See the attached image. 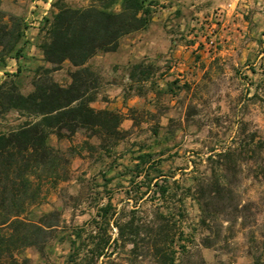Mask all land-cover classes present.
<instances>
[{
  "label": "rangeland",
  "instance_id": "rangeland-1",
  "mask_svg": "<svg viewBox=\"0 0 264 264\" xmlns=\"http://www.w3.org/2000/svg\"><path fill=\"white\" fill-rule=\"evenodd\" d=\"M52 1L0 0L3 19L14 15L25 26L24 38L17 44L22 57L12 52L5 58L0 82L13 81L22 93L31 91L44 68L51 67L38 44ZM67 1L75 6L88 3ZM156 2L148 28L124 36L117 51L98 53L88 62L100 77L95 101L100 105L102 100L114 102L121 96L115 111L124 116L125 138L105 155L83 149L81 130L71 140L51 138V145L69 159L68 178L55 184L44 182L40 203L29 207L26 217L38 220L58 210L61 223L52 232L45 258L33 248L23 250L21 256H27L31 264H79L68 256V235L94 217L97 207L108 199L117 211L136 208V214L142 215L151 208L150 191L138 198L145 189L143 176L130 184L129 168L139 152L154 153L163 173L173 175L170 180L180 187L210 173L216 162L207 157L234 149L238 171L229 178L237 210L228 208L215 215L208 231L196 225L198 206L187 200L188 225L195 227L198 243V253L189 264H253L254 257L264 251V0ZM140 62L150 71L146 79L139 71L132 74ZM72 69L64 62L49 75L67 84ZM24 119L16 110L1 113L0 131ZM251 136L255 150L246 152L243 143ZM88 141L99 143L95 137ZM129 190L132 198L128 200ZM110 231L115 236L116 228ZM205 237L209 247L199 244ZM125 252L102 258L98 264H130ZM133 255L131 264H154L143 254Z\"/></svg>",
  "mask_w": 264,
  "mask_h": 264
},
{
  "label": "trees",
  "instance_id": "trees-1",
  "mask_svg": "<svg viewBox=\"0 0 264 264\" xmlns=\"http://www.w3.org/2000/svg\"><path fill=\"white\" fill-rule=\"evenodd\" d=\"M156 4V0H88L86 5L75 6L67 0H54L53 10L43 18L38 44L43 60L51 67L44 68L27 93L13 81L0 82V114L16 110L25 117L0 131V264H31L27 256H21L28 247L45 258L52 232L60 226L58 210L44 213L38 220L26 217L29 207L40 203L44 182L55 184L68 178L69 159L50 144V134L71 140L81 130L85 136L83 149L99 151L100 155L113 152L125 138L128 130L121 127L122 113L91 106L100 77L88 62L98 53L115 52L124 36L148 28ZM3 18L0 10V65L12 52L16 58L22 57V47L17 48V44L24 38L25 28L19 17ZM64 62L73 67L67 84L49 75ZM133 68V75L139 71L148 78L150 71L143 63ZM93 137L99 140L97 145L88 141ZM253 139H245L246 152L255 150L251 147ZM234 151L228 148L213 153L207 157L216 162L210 173L180 187L175 179L170 180L173 175L163 173L154 153L139 152L129 168L130 184L143 176L141 186L145 189L138 198L150 191L151 208L142 215L136 214V208L117 211L108 199L97 207L94 217L69 233V258L79 260V264H98L100 259L125 250L124 258L130 264L131 254H143L154 264H189L198 253V243L195 227L188 225L187 200L198 206L196 225L208 231L215 215L228 208L237 210L229 178L238 171ZM137 186L140 189V184ZM126 194V199L132 198L130 190ZM112 227L116 228L115 236ZM207 239L199 244L209 247ZM253 264H264L263 250Z\"/></svg>",
  "mask_w": 264,
  "mask_h": 264
},
{
  "label": "crops",
  "instance_id": "crops-1",
  "mask_svg": "<svg viewBox=\"0 0 264 264\" xmlns=\"http://www.w3.org/2000/svg\"><path fill=\"white\" fill-rule=\"evenodd\" d=\"M121 42V41H120ZM120 46V45H119ZM117 51V50H116ZM96 56V55H95ZM94 57H92L89 61H91ZM110 91V89H108V92ZM121 96H117L115 99H113V97H110V95L107 97L108 99H113L114 102L112 101H103L101 103L103 104H100L98 103V101H93L91 102V106L95 107V108H107V109H110V110H115L117 109V107L121 106V102H122V99H120ZM98 104V105H97ZM53 135L55 134H50L49 136V142L51 144V138L53 137ZM56 136V135H55ZM54 138V137H53ZM57 138V137H56ZM65 138H62V139H58L57 138V141L59 140L60 142H62Z\"/></svg>",
  "mask_w": 264,
  "mask_h": 264
}]
</instances>
